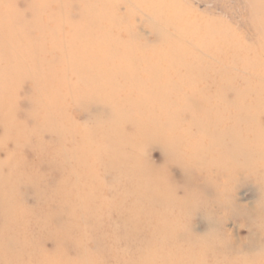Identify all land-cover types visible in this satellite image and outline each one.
Segmentation results:
<instances>
[{"label": "bare ground", "instance_id": "bare-ground-1", "mask_svg": "<svg viewBox=\"0 0 264 264\" xmlns=\"http://www.w3.org/2000/svg\"><path fill=\"white\" fill-rule=\"evenodd\" d=\"M253 1L255 5L253 14L256 11L258 16L261 15V22L257 25L262 26L264 30V0ZM16 2L17 0H0V26H6L12 36V45L8 46L0 35V96L7 95L11 98L14 95L12 92L19 89L23 74L36 75L41 71L44 74L34 80L30 93L24 96L27 100V108L25 121L20 125L15 126L12 123L13 106H0V121L4 128L2 142L6 139L14 149L30 147L32 152L30 161L26 162L19 157L16 163L13 155L10 158L6 157L10 166L7 182L10 183L13 179L12 173L20 167L23 174L27 175L26 184L32 188L35 198H44L45 194L38 185L43 178L37 174V169L45 165L46 168L52 169L58 180L69 191H75V186L81 183L88 194L80 199L78 206L77 211L81 220L79 228L92 230L103 225L94 221V216L97 215L93 207L94 203L100 204L101 208H107L109 212L120 208L119 211L127 222L135 223L138 227L142 224L134 216L129 215L130 208L125 203L118 206L119 203L110 202L101 195L95 196L99 191L97 182L100 183L101 190L109 189L112 193L121 196L123 202H134L130 203L131 205L136 203L137 198H144L149 203L157 200L158 188L152 185L155 180L140 178L135 180L133 179L135 170L120 164L126 155L122 143H131L133 135L137 133H148L164 141L168 139L166 147L183 145L185 150H192L194 158L199 163L195 167L187 166V172L196 170L198 173L200 170L205 172L208 169H215L224 177H232L239 171L248 169L251 173H257V177L264 179V171L260 173L264 169V128L257 129V133L251 132L255 125L258 126L257 116L264 114V102L245 103L250 99L252 88H255L253 84L257 85L258 94L264 98V58L259 53L253 51L256 55L251 58L252 62L245 64L244 67L249 70V74L252 76L254 73L258 74L263 80L259 83H249L239 89L231 76L224 78L225 75L222 77L217 75V72L221 71L220 65L217 69L215 65L209 62L207 64L203 56H197L202 53L201 48L205 41L218 40L216 36H223L224 42L219 43L220 46L208 58L220 59L228 68H231L230 65L244 68L240 63L244 62L242 57L245 56L234 55L236 51L234 52L231 42L232 36L228 33L221 34L222 30L213 27L203 33L198 32L199 24L191 22L188 16L184 17V9L175 0H21L20 5L23 4L21 12L16 9ZM123 4L129 10L138 9L143 16L153 11L155 15H147L152 19L153 31H161L162 24L172 30L165 37L167 44L147 46L141 43L135 34H131L128 28L122 26L120 21L124 19L118 16L116 10L123 8ZM73 10L78 11H74V16L71 15ZM84 20L85 23L81 25ZM119 32H127L128 35L122 38L118 35ZM181 39H187L188 48L183 46ZM259 40L264 45L261 36ZM68 56L74 61L80 60V64L77 67H75L77 63L72 65V68L75 67L73 75H62L59 71L60 66L71 67ZM8 57H16L18 63L11 62ZM132 67L141 72L138 77L140 97L136 99L128 96L129 81H131L128 71ZM222 71L227 73L226 68ZM213 72L221 80H212V82L219 81V88L228 87L233 91L234 102H227L219 89L203 91V93L197 91L196 94L197 82L210 83L212 78L209 76L213 75ZM158 80L164 81L163 85L157 84ZM154 82L157 84H154L152 90L156 104L150 105L146 103L145 93L150 90L148 85ZM135 89L137 90V86ZM70 92L81 101L80 107L83 108V113L87 114L86 120L92 123V128L74 129L71 126L69 117L65 115L66 104L63 101ZM100 94L102 97L104 95L101 101L98 97ZM197 100L201 103L202 112L212 117L213 122L209 126L197 124L196 127L185 120L190 106L197 104ZM41 104L44 106L36 110ZM144 110L148 113L147 119L139 124L132 123L133 115L140 114ZM109 113L116 116L112 126L109 124ZM161 119L162 123L159 121ZM248 120L253 124L248 126L246 124ZM216 122L217 126L214 124ZM223 123L228 125L222 131L218 146H225L227 149L225 154L220 153L222 148L218 150L216 144L208 138L209 134L214 130L218 131L220 128L218 125ZM29 125H32L30 130ZM195 127V133L191 134ZM44 132L55 138L45 146L38 141L39 136ZM77 136L81 137V141L73 144L75 150L70 152L64 149L63 138L70 137L73 140ZM31 139L37 140V144L29 145ZM251 139L253 142L249 141ZM54 153L57 155L55 160L47 159L48 154ZM99 153L103 154V158L97 157ZM69 162H73L75 166L71 168ZM98 172L112 177L110 180L100 182L96 178ZM141 173L145 175L143 171ZM126 177L132 179L128 191L118 184ZM4 179L0 177V225L3 239L0 244L8 243L10 248L18 249L21 240L13 237L15 235L8 234L22 231L12 224V221H20L24 214L37 217L39 224L41 223L46 230L53 225L50 232L54 230L53 233H57V237L60 236L58 243L62 240L74 243L85 239L84 232L75 234L66 232L60 221H57L55 226L53 219L43 210L39 209L34 213L22 210L18 214L14 213L13 204L6 198V193L13 191L15 186L14 183H10L11 186L3 191L1 182ZM114 186H117V190H114ZM261 186L264 193V180ZM61 191L56 192L55 195L58 196ZM57 203L61 211L65 204L61 199H58ZM66 204L68 205L67 202ZM71 210L74 214L77 212L74 208ZM150 223L151 220L148 222L149 229H154V225ZM260 228L264 233V226ZM166 233L170 240L174 237L172 233L175 234L173 230ZM4 234L7 237L3 236ZM148 234L151 241L149 249H139L138 252L141 254L139 256L141 261L152 264L157 257L155 249L160 246L161 240L154 230ZM167 235L164 238H167ZM218 242L223 243L220 240ZM4 245L0 247V257L11 264L14 254H8L10 251ZM196 246L197 253L192 254L193 256H189L190 254L181 256L184 261L181 264L204 263L203 259L211 249L206 248L208 247L206 241L202 243L197 241ZM52 256L36 259L28 264H72L65 259L59 249H56ZM225 259L227 264H255L259 259L264 264V251L257 250L250 261L244 256H238L237 251L228 254ZM108 260L109 255L103 251L87 254L83 248H80L78 260L74 264H106Z\"/></svg>", "mask_w": 264, "mask_h": 264}, {"label": "rangeland", "instance_id": "rangeland-1", "mask_svg": "<svg viewBox=\"0 0 264 264\" xmlns=\"http://www.w3.org/2000/svg\"><path fill=\"white\" fill-rule=\"evenodd\" d=\"M175 1L184 9V17L188 16L187 18H189L191 22L193 21L199 24L197 28L198 32L203 33L213 27L222 30L223 32H220L221 34L223 33L226 35L228 33V35L232 36L231 42L234 47V52L236 51L234 55L242 54L245 56V58L242 57L244 62L240 63L241 66L244 67L245 64L252 62L251 58L256 55L253 51H256V53H259L264 58V45H262L259 40L260 36L264 39V30L261 28L262 26L257 25L258 22H261V15L258 16L256 11L253 14L255 10L253 0ZM20 2L21 0H17L15 4L19 12H21L23 8V4L20 5ZM74 11L77 10L71 11L72 16H74ZM116 12L119 17L124 19L122 20L123 23L120 21L122 26L128 28L131 34H135L141 43L147 44V46L163 43L167 44L165 37L166 35L168 36L172 30L167 25L162 24V26H160L162 28L161 31H153L151 27L152 19L147 16H152L153 11H149L147 15L143 16L138 9L129 10L123 4V8L117 9ZM84 23L85 20L80 24L82 25ZM0 35L6 45H12L11 32L6 26H0ZM118 35L122 38H126L128 34L127 32H119ZM222 37L216 36L218 40L212 39L205 41L201 48L202 53L197 54V56H203L207 64L209 62V64L215 65L217 69H219L220 65L221 71L219 73L217 72V75L219 74L221 77L225 75L224 78L231 76L235 79V86L239 89L247 86L249 83H259L262 81L263 78L261 76L255 73L254 76H252L245 67L244 69L236 65H230L231 68H228L222 60L208 58L211 53L220 46L221 42H224L225 38ZM181 43H183L184 47H189L187 39H181ZM68 57L71 67L60 66L59 71L62 75H73L75 73L73 68L80 64V60L74 61L70 56ZM231 58H233V56ZM7 59L11 60V62L18 63L16 57H8ZM76 63L77 65L72 68V65L74 66ZM225 68L227 73L222 71L225 70ZM41 74H44V72L41 71L36 75L33 73L29 75L23 74L19 86L17 84L19 89L12 92L14 95L11 98L7 95L0 96L1 107L13 106V125L17 126L25 121L27 100L24 99V96L30 93L34 80L42 77ZM128 74L131 80L129 81L128 96L134 99L139 98L138 77H140L141 72L139 69L132 67L129 69ZM215 74L216 73L209 76L212 78L210 83L209 81L197 82L196 94L197 91L203 93V91L207 92L212 89H219L226 97L227 102H234L232 96L233 91H230L228 87L219 88L218 84L221 79H218ZM212 80L219 81L213 83ZM163 83L164 81L162 80L157 81L159 85H163ZM154 84L157 85L156 82L150 83L148 85L150 90L145 93L148 95H145L146 103H150V105L156 104L155 96L152 91L155 86ZM253 85L255 88H252V94L249 96L250 99H248L247 102L245 101V103L258 104V102H264V98L258 94L257 85ZM136 86L137 90L135 89ZM113 87H116V85H113ZM169 88L172 89L171 86H169ZM108 91L109 90L106 92L108 93ZM73 94L74 93L70 92L69 95L63 98L66 104L65 115L69 117L71 126H73L74 129L81 128L86 130L92 128V123L86 120L87 114H84L83 108L80 107L81 101L79 98L77 99V97H74ZM98 97L100 98L99 101L104 99V95L102 97L100 94ZM200 105L201 103L199 100H197V104L191 105L185 115V120L191 122L192 125L196 127L197 124L209 126L213 122L212 117L202 112ZM43 106L42 104L37 106L36 110H40ZM91 106L93 105L91 104ZM14 109H16L15 114ZM160 110L162 112V109ZM147 114L146 110L142 111L140 114H134L132 123L139 124V122H143V120L147 119ZM108 115L110 119L109 124L112 126L116 121V116L112 115V113ZM159 121L161 122L162 119ZM214 124L217 126V122ZM246 124L250 126L253 122L248 120ZM227 125L228 124L225 123L219 124L220 131L214 130L208 136L210 141L216 144L218 150L222 148L220 153L223 154L227 153V149L225 146H218V143L220 138H222V131ZM257 125L259 128H256L258 126L255 125L251 131L252 133H257V129L260 130L264 128V114H259L257 116ZM31 126L32 125L28 126L29 130ZM183 126H185V124H183ZM196 127L191 131V134L195 133ZM3 138L4 128L0 121V177L5 178L1 182L3 191H6V189L11 186L10 183H14L15 189L10 193H6V198L13 204V212L18 214V212L24 210V212L27 213H34L36 210H43L53 219L55 226V223L60 221L63 223L62 226L66 232L68 231L73 234L84 232L85 237V239H80L82 242L75 241L71 243L67 240H62L58 243L60 236L57 237V233H53L54 230L50 232V229H53L51 227L53 225L49 226L48 230H46L41 223L39 224V220L36 219L37 217L30 216L29 214L25 216L24 214L20 221H12V224H15L17 228H21L22 231H13V234L11 232V234H8L9 236L15 235L13 237H17L21 240L18 249L10 248L8 243L5 245L3 243L0 244V247L4 245V247L10 251L8 254H14V259L11 264H28L30 261H35L36 259L53 257L52 255L56 249L61 250L65 259L74 264L78 260V251L80 248H83L87 254H97L101 251L108 254L109 260L106 261V264H150L139 259L141 254L138 251L144 248L149 249L151 241L148 237V233H150L151 230H154L161 240H159L160 246L155 249V251H157V257L152 264L184 263L181 256L185 254H190L189 256H193L192 254L195 255L198 250L196 246L197 241L200 243L206 241L208 243V247L206 246V248L211 249L203 259V264H227L225 257L231 254V252L236 251L238 256H244L250 261L253 259L257 250L263 249L264 251V233H262L260 228L264 226V193L261 186L264 179L259 178V176L257 177V173H251L248 169H243L232 177H224L215 169H208L205 172L200 170V173H197L196 170L187 172V166L195 167L199 163L198 160L194 158V152L192 150H185L183 145L172 148L166 147L167 138V140L164 141L162 138L150 136L148 133L134 134L131 143H122V148L126 155L121 160L122 162H120V164L135 170V175H133V179L135 180L139 178L141 180L147 179L148 181L155 180V183H152V185L158 188L157 191L159 195L157 200L149 203L144 198H137L136 203L131 205L134 202H123L121 196L116 195L115 192L112 193L109 189L106 190L105 188L101 190L100 183L98 184L97 182L99 191L96 192L95 196H97V194L101 195L110 202L119 203L118 206H120L121 203H125V205H128L130 208L128 212L129 215L134 216L141 221L142 224L138 227L135 223L127 222L121 215L119 211L120 208H116V210H111L109 212L107 208H101L100 204L94 203L93 207L96 209L95 211L97 214L94 216V221L103 223V225L100 228L97 226L91 230L88 228L85 229L84 227L79 228L81 220L77 211L78 206H80V199L88 194L81 183L75 186L74 190L76 193L75 191L71 192L62 185L52 169L42 165L41 169H37V174L43 178L38 185L45 196L44 198L36 199L32 188L26 184L27 181L25 176L27 175L26 173L23 174V170H21L20 167L12 173L13 179L10 180V183L6 181L10 172V166L6 161V157L10 158V156L13 155L16 163L17 160L19 161V157L26 162L27 160L30 161L32 152L30 147L14 149L12 144L9 143L10 141L5 139V143L2 142ZM52 139L55 138L50 136L47 132H44L39 136L38 141H41L42 145L45 146L50 144ZM63 140L64 149L71 152L75 150L73 144L76 142L79 143L81 137L77 136L73 140L70 137H64ZM249 141L253 142L252 139ZM34 144H37V140L31 139L29 145L34 146ZM72 145L73 147H71ZM97 157L101 159L103 158V154L99 153ZM56 158L57 155L55 153L47 155V159L55 160ZM68 165L71 168L75 166L73 162H69ZM141 171H143L145 175H143ZM263 171L264 169L260 173ZM33 175L34 174H32V177H34ZM111 177L112 175L104 176L102 172L96 174V178L100 182L102 180H110ZM131 180V178L126 177L120 180L118 184L119 186H124V190L128 191L130 184H132ZM60 190L62 191L59 195H55V193ZM114 190H117V186H114ZM58 199H61L65 204L61 211L58 209ZM73 208L77 211L75 214L71 210ZM150 220V224L154 225V229H149L148 227V222ZM166 227H168L169 230L166 229ZM171 230H173L175 234L172 233L174 237L170 240L166 232ZM166 235L167 238H164ZM3 236H6V234ZM1 237L2 228L0 225V242L3 240ZM219 240L223 243H219ZM201 250L202 248L199 252ZM0 264L8 263L5 261V258L0 257ZM255 264H263V262L259 259Z\"/></svg>", "mask_w": 264, "mask_h": 264}]
</instances>
